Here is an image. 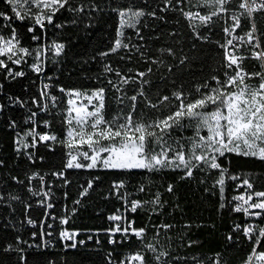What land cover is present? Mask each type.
<instances>
[{
  "label": "snow or ice",
  "instance_id": "6c2138e0",
  "mask_svg": "<svg viewBox=\"0 0 264 264\" xmlns=\"http://www.w3.org/2000/svg\"><path fill=\"white\" fill-rule=\"evenodd\" d=\"M182 2L184 0H177V4L173 5V0H164L165 7L161 11H168L169 6L175 11ZM4 3L8 5L10 14L0 12V70H4L7 76L13 79L22 77L25 73L22 70L14 71L10 65L27 64L28 58H31V70L40 75L45 70L44 61L49 53L52 54L53 62L58 63L56 58L63 54L65 44L52 41L50 44L41 43L34 49L25 47L13 23L28 21L26 27L27 32L32 33L31 39L42 41L47 36L48 26L63 27L61 23L56 22L58 13H82L84 7H74V0H4ZM187 3L200 9L185 11L179 8L181 15L188 21L192 39L215 43L222 49V52L218 53V67L213 69L208 77L200 83L188 86L173 79V86L168 91L154 87V72L159 71L160 77L165 81L168 79L165 72L175 77L174 68L179 69L180 65H185L187 55L178 57L173 48L167 47L159 49V55L155 58L148 57L141 51L144 45L132 43V36L127 35L126 30L131 29L135 37L143 41L141 27L146 26L143 17L149 15L155 18V12L146 13L144 10L131 8L113 9L118 17L116 37L112 47L100 53V56L107 58L117 55L122 61H131L134 54H139V59L149 66L146 70L134 72L129 68L127 73H124L105 61L103 74L106 84L102 83L99 87L89 89L60 87L58 91L65 97L63 105L59 97L51 94L52 85L44 84L40 97L51 100L52 108L59 107L63 138L51 132H38L33 120L32 128L23 134H17L15 151L24 153L30 161L35 162V157L29 149L36 148L38 143L49 147L52 144H61L68 157L65 169H100L148 174L171 171L181 173V180L192 179L196 172H201L204 173L201 183H205L208 177L215 174L212 187L218 189L220 208L223 209L226 206L223 203L226 181L240 180V176L229 174L224 162L230 163L231 156L264 162V31L257 24L258 20H264V0H187ZM219 20L224 21L221 27L222 41H210L202 29L210 32ZM242 20H247L248 25L243 34H240L238 29L242 28ZM5 21L8 22L6 25L3 24ZM4 27L10 29L8 35L3 34ZM37 29L40 34H37ZM192 47L194 48L195 44ZM168 57L174 61L178 60V63H167ZM252 61L255 62L251 65L253 70L249 71L246 62ZM152 65L156 67L153 68ZM100 79L97 77L98 81ZM33 104L41 107L36 99ZM48 107V104L42 105L43 110ZM36 115L35 112L32 113V117ZM48 126V122H45V127ZM2 163L0 161V165ZM52 175L62 179L64 186L69 183L63 172ZM37 178L43 186L44 177L39 173L27 177V190L33 195L39 194L30 186ZM16 182L24 183L20 180ZM235 187L237 191L240 188L245 191L232 196L231 200L236 202L232 210L260 221L243 228V235L253 245L244 264H264V191L255 190L254 182L249 178H244ZM92 188L93 180L90 179L86 187L82 186L80 199L73 203L79 205ZM112 188L117 198L125 201V212L135 214L148 206L151 220L153 215H160L164 207L159 191L152 193L148 199H131L130 194L120 191L125 188L123 181L114 183ZM173 190L172 184L166 188L169 193ZM150 191L144 184L137 189L138 193ZM42 195L45 199L40 201V206L46 209L47 216L50 215L47 210L53 209L54 204L48 202L50 192L45 191ZM9 198L19 199L18 196L12 195ZM0 199H3V196H0ZM65 211H69L67 207ZM75 211V208L71 209V215H74ZM71 215L59 218L51 216V219H59L60 225L63 226L69 223ZM108 220L113 222V226L108 230L110 237L117 234L121 237L120 240L110 238L109 243H127L134 237L142 249L126 256L120 264H171L172 260L181 259H169L171 253L162 243L164 238L171 240L168 233L174 225L154 223L149 237L147 226L135 227V221L127 219L120 210L110 215ZM28 224L35 226L31 219ZM48 227L51 228L52 225L49 224ZM239 227L236 226L237 229ZM78 234L62 228L60 238L74 240ZM228 240L232 241L233 237L228 236ZM196 243L198 241H189L188 246ZM70 246L74 248L76 243L73 242ZM193 259L196 260L195 257ZM109 264L115 262L109 259ZM197 264L200 262L197 261ZM213 264L221 262L216 259Z\"/></svg>",
  "mask_w": 264,
  "mask_h": 264
},
{
  "label": "trees",
  "instance_id": "16d2710c",
  "mask_svg": "<svg viewBox=\"0 0 264 264\" xmlns=\"http://www.w3.org/2000/svg\"><path fill=\"white\" fill-rule=\"evenodd\" d=\"M177 0H173V5ZM83 6L82 13H69L62 11L57 14L56 22L62 28L48 26L47 36L42 41H33L32 33L27 32L28 21L21 23L15 21L13 27L17 28L23 46L35 48L52 41L65 44L63 54L52 60L49 53L45 58V70L42 74L34 73L30 65L33 63L28 58L27 64L20 66L10 65L14 71H23L22 77L15 79L8 77L4 70H0V264H109V259L115 264H120L126 256L141 251L140 243L134 237L127 243L110 244L107 231L111 228L108 220L110 215L120 210L127 219L135 221V227L149 228V237L152 234V224L169 223L174 227L169 231L171 240L164 238L162 243L171 253V257H181L172 260L171 264H213L219 259L221 264H244V260L251 252L252 244L241 231L235 233L236 226L241 228L245 221L241 214L234 212L231 200L237 195L235 185L249 178L254 182L255 190L264 191V162L253 158L230 157V163L224 162V167L229 169L230 175L240 176L238 181H226V205L220 208V195L217 188H213L215 174L201 183L204 173L196 172L194 178L181 180L179 172H161L148 174L143 172L121 173L104 171L100 169H65L67 160L66 149L61 144H52L51 147L38 143L34 149H29L35 162L30 161L24 153L15 151L17 134H23L33 127L35 121L38 132H51L63 138L62 115L59 107L52 108L51 100L41 99L40 92L44 84L52 85V95L60 98L63 105L65 97L58 91L65 89H89L106 84L103 68L107 61L114 68L127 73L129 68L146 70L149 66L139 59V54H134L131 61L120 60L117 55L102 58L100 53L108 51L116 37L118 24L117 13L113 9L144 10L146 13L155 12V18L149 15L143 17L146 26L141 27L143 41L135 37L131 29L126 30L132 36V43L143 44L148 57L155 58L159 49L171 47L177 56L187 55L185 65L175 69V77L168 75L165 81L160 77V72L153 74V86L163 91L172 88V81L183 82L186 86L200 83L208 77L213 69L218 67L222 52L215 43H204L192 39L188 21L179 11H198L199 8L188 4L187 0L180 3L177 10L169 6L168 11H161L165 7L164 0H74V7ZM230 7H232L230 5ZM235 10V9H233ZM0 12L10 14L8 5L0 0ZM75 21V23H73ZM5 21L3 24H7ZM224 21L219 20L209 32L202 29L210 41L221 40L223 32L221 27ZM258 27L264 31V20L257 21ZM247 20H242L240 34L246 30ZM10 29L3 28V34L8 35ZM176 33V35H172ZM37 34H40L37 29ZM195 44L193 48L192 45ZM182 49V51H181ZM167 63L175 64L171 57ZM255 62H246L248 70H253L251 65ZM155 68V65H152ZM163 71V69H161ZM49 77L51 79H49ZM97 77L101 79L98 81ZM115 79L114 76H112ZM36 99L41 107L33 104ZM48 104V109L43 110L42 105ZM37 115L32 117V113ZM48 122V127H45ZM15 125V127H13ZM63 172L69 181L64 186V181L52 175ZM39 173L44 177L41 185L37 178L31 185L38 195L28 192V176ZM13 177L16 179L14 180ZM99 177V179H95ZM93 180V188L87 196L83 197L79 205L73 202L80 199L82 186ZM20 180L24 183H17ZM123 181L125 188L121 192L130 194L131 199H148L152 193L159 191L164 207L160 215H153L149 220L148 206L137 213L124 211V203L117 198L112 185ZM141 184L150 188V193H138ZM169 184L174 186L172 193L166 191ZM207 189V191H206ZM50 192L48 202L54 208L47 210L50 215H45L46 209L37 203L44 199L42 192ZM65 193L67 198L65 199ZM10 195L18 196V200L10 199ZM30 206V207H27ZM65 207L69 210L65 211ZM75 214L71 215V209ZM71 215L67 225H60L59 219L53 220L51 216L63 217ZM31 219L35 226L28 224ZM253 224L260 223L252 219ZM52 227L49 228L48 225ZM43 225V227H41ZM188 225L189 227H186ZM62 228L79 233L76 236V247H71L60 238ZM42 233H45L42 235ZM46 233H51L46 234ZM228 236L233 240L229 241ZM83 241V243H80ZM189 241H198L191 247ZM111 253V257H109ZM217 253L219 256L217 257ZM151 254H149L150 256ZM196 258V260L193 259ZM136 264V262H128ZM151 264V262H150Z\"/></svg>",
  "mask_w": 264,
  "mask_h": 264
},
{
  "label": "built area",
  "instance_id": "2783aa9c",
  "mask_svg": "<svg viewBox=\"0 0 264 264\" xmlns=\"http://www.w3.org/2000/svg\"><path fill=\"white\" fill-rule=\"evenodd\" d=\"M235 191L237 192V195L238 194H242V193H244V188H240L238 191H237V189H236V187H235ZM43 193V192H42ZM45 199V198H44ZM235 204H236V202L234 201V204H233V208H234V206H235ZM37 205L38 206H40V201L37 203ZM239 214H241L242 215V217H243V219H244V221H245V224L242 226V228L241 227H239V229H235V233L236 232H238V231H241V233H242V235H243V228L245 227V226H247L248 224H253V222H252V219H254V218H249V217H246L243 213H239ZM124 215V214H123ZM110 222V224H111V227L113 226V222L112 221H109ZM254 225V224H253ZM107 234L109 235V232L107 231ZM244 236V235H243ZM245 237V236H244ZM116 239V240H120L121 239V237H120V234H117L115 237H110V235H109V239ZM246 238V237H245ZM246 239H248V238H246ZM67 243H73V242H75V243H77V241H76V237H74V240H65ZM110 244H112V243H110ZM132 255V254H131ZM130 263V262H129Z\"/></svg>",
  "mask_w": 264,
  "mask_h": 264
}]
</instances>
